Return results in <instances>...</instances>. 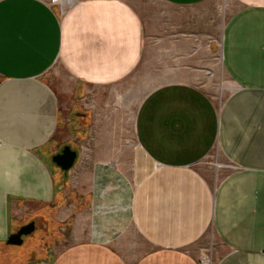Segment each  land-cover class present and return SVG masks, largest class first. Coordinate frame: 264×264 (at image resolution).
<instances>
[{
    "label": "crops",
    "instance_id": "1",
    "mask_svg": "<svg viewBox=\"0 0 264 264\" xmlns=\"http://www.w3.org/2000/svg\"><path fill=\"white\" fill-rule=\"evenodd\" d=\"M158 1L187 9L207 0ZM232 1L220 55L239 85L219 108L179 79L146 92L133 118L129 186L108 160L112 141L81 152L74 131L82 126L70 115L84 116L82 107L92 115L95 103L85 98L139 64L149 34L141 6L0 0L1 254L14 245L8 234L32 220L25 236L39 235L21 264H195L186 247L208 228L223 248L214 264H264V0ZM191 23L187 15L170 21L169 42L207 52L208 31ZM161 27L152 32L158 45ZM215 142L231 170L214 188L196 163ZM65 144L76 156L62 171L51 156ZM97 144L105 145L101 156ZM128 221L150 247L133 259L117 244ZM1 256L0 264H18Z\"/></svg>",
    "mask_w": 264,
    "mask_h": 264
},
{
    "label": "rangeland",
    "instance_id": "2",
    "mask_svg": "<svg viewBox=\"0 0 264 264\" xmlns=\"http://www.w3.org/2000/svg\"><path fill=\"white\" fill-rule=\"evenodd\" d=\"M135 2L141 6L142 17L149 32L139 64L125 78L100 88L94 95L85 98L86 104L88 101L95 103L92 115L84 107L80 109L85 111L84 116L70 115L71 122L76 120L82 126L79 132L74 131L76 136L80 137V144L76 145L81 152L93 154L95 151L93 141L99 143H104V140L112 141V145L108 147V151L111 152V158L108 160L112 159L114 164L128 174L129 186L132 185L129 174L134 142L133 118L146 92L157 85L179 79L200 88L213 105L219 108L224 99L239 85V82L231 79L226 73L220 55L221 31L228 16L236 7L234 1L207 0L187 9L171 8L158 0H135ZM53 3L58 5L55 1ZM185 15L191 17L192 23L188 27L194 29V32L200 31L201 28L208 31L210 47L207 52L199 47L192 50L185 49L182 41L169 42L170 21H176L177 18ZM161 26L164 30L156 33L157 36H164L160 41V47L157 40L152 37V32L153 28H162ZM154 44L159 47L154 48ZM169 44L176 46L163 47ZM74 125L75 123L71 124V127ZM96 152V156L103 155L105 145L97 144ZM229 165L215 142L205 158L196 163V168L205 174L206 179L215 188L220 177L231 170ZM38 235L39 230L34 229L31 235L23 236L20 245H4L2 254L0 253L1 258L6 262L10 258H17V263L21 264L25 250L36 243ZM117 244L122 247L129 259L135 258L141 250L147 251L150 248L138 236L129 221ZM186 249L194 254L195 264H201L200 260L203 264H214L223 251L211 228Z\"/></svg>",
    "mask_w": 264,
    "mask_h": 264
},
{
    "label": "water",
    "instance_id": "3",
    "mask_svg": "<svg viewBox=\"0 0 264 264\" xmlns=\"http://www.w3.org/2000/svg\"><path fill=\"white\" fill-rule=\"evenodd\" d=\"M80 127L75 123L74 128ZM76 152L69 145L65 144L60 151L51 156V161L62 171H67L73 164ZM34 228L33 221H28L18 226L16 230L8 234L5 242L8 244L19 245L22 242V237L32 232ZM264 251V249H263Z\"/></svg>",
    "mask_w": 264,
    "mask_h": 264
},
{
    "label": "built area",
    "instance_id": "4",
    "mask_svg": "<svg viewBox=\"0 0 264 264\" xmlns=\"http://www.w3.org/2000/svg\"><path fill=\"white\" fill-rule=\"evenodd\" d=\"M200 262H201V264H203V261L202 260H200Z\"/></svg>",
    "mask_w": 264,
    "mask_h": 264
}]
</instances>
